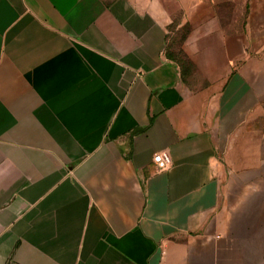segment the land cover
Returning <instances> with one entry per match:
<instances>
[{"label": "crops", "instance_id": "crops-1", "mask_svg": "<svg viewBox=\"0 0 264 264\" xmlns=\"http://www.w3.org/2000/svg\"><path fill=\"white\" fill-rule=\"evenodd\" d=\"M0 264H264V0H0Z\"/></svg>", "mask_w": 264, "mask_h": 264}, {"label": "built area", "instance_id": "built-area-1", "mask_svg": "<svg viewBox=\"0 0 264 264\" xmlns=\"http://www.w3.org/2000/svg\"><path fill=\"white\" fill-rule=\"evenodd\" d=\"M154 163L157 165L159 170L163 171L167 170L172 165V159L169 153L162 152L156 154L154 157Z\"/></svg>", "mask_w": 264, "mask_h": 264}]
</instances>
